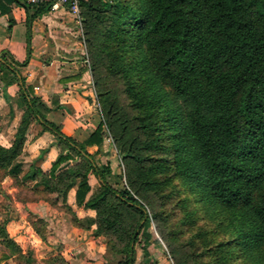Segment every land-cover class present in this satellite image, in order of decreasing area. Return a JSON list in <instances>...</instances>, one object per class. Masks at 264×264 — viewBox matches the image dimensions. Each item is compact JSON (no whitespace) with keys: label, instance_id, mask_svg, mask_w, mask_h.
I'll return each mask as SVG.
<instances>
[{"label":"trees","instance_id":"obj_1","mask_svg":"<svg viewBox=\"0 0 264 264\" xmlns=\"http://www.w3.org/2000/svg\"><path fill=\"white\" fill-rule=\"evenodd\" d=\"M79 14L100 121L82 141L65 135L21 76L27 60L2 55L1 80L17 85L22 112L10 145L0 144V181L27 187L74 225L94 224L117 264H136L139 241L138 264H156L148 246L160 240L173 264H264V0H79ZM32 121L57 138L47 171L38 165L47 148L24 157ZM107 130L119 186L110 161L94 158ZM89 175L99 182L92 192ZM73 187L94 217L68 205ZM28 220L43 237L45 221ZM7 221L0 262L33 264Z\"/></svg>","mask_w":264,"mask_h":264},{"label":"crops","instance_id":"obj_2","mask_svg":"<svg viewBox=\"0 0 264 264\" xmlns=\"http://www.w3.org/2000/svg\"><path fill=\"white\" fill-rule=\"evenodd\" d=\"M2 55L18 62L27 60L26 65L18 66L21 76L44 104L52 108L46 118L59 125L65 135L82 141L95 129L100 114L82 27L68 6L0 0L1 58ZM2 77L0 73V144L8 146L22 110L17 105V85L6 84ZM56 141L55 135L32 121L26 132L24 157L31 159L40 149L47 148L38 162L47 171L58 153ZM105 145L101 151H106ZM96 149L95 145L87 147L90 153ZM91 177L90 192L94 189ZM67 203L79 219L94 217L93 210L76 206L75 187L69 190ZM32 204L34 214L46 223L43 237L34 231L28 217L22 215L8 219L7 230L23 251H32L33 264H117L119 256L107 249L102 236L94 235V224L74 225L68 213L43 200ZM53 256H58L59 261H50Z\"/></svg>","mask_w":264,"mask_h":264},{"label":"rangeland","instance_id":"obj_3","mask_svg":"<svg viewBox=\"0 0 264 264\" xmlns=\"http://www.w3.org/2000/svg\"><path fill=\"white\" fill-rule=\"evenodd\" d=\"M111 87H113L115 90L119 89V85L116 82H111ZM122 101H124V99L120 100L121 104H124ZM105 147H106V154L104 155L103 151H101V153H99L100 155L97 153L94 158L98 163H103L104 161L107 160L110 161L114 169V172L118 174L119 180L117 184L119 186L121 185L124 179L122 161L118 157L113 140L110 142L106 141ZM91 181L93 183V187L95 188L97 186L98 180L94 175H92ZM21 199H25V201H21ZM38 201L39 200H34L33 196L31 195L27 187L13 186L12 181L9 177H5L2 181H0V221L4 219L8 220L15 217L18 219L21 215L27 219L29 213H33V214L35 213L33 210V207L35 205L34 206L33 204L31 205V203L34 202L37 203ZM25 227L26 226H24L23 228ZM150 230L153 233V237L159 238L158 231L155 230L153 225L151 226ZM148 248L153 252V253L151 252L153 254L151 258L157 259L156 264H173L171 259L168 258L166 253V247L161 240L155 244H150ZM3 250L4 249L0 246V256ZM141 258H142V242L139 241L136 245V264L140 262ZM16 262H17L16 259L9 258L5 261L0 262V264H16ZM151 264H155V263L151 260Z\"/></svg>","mask_w":264,"mask_h":264},{"label":"built area","instance_id":"obj_4","mask_svg":"<svg viewBox=\"0 0 264 264\" xmlns=\"http://www.w3.org/2000/svg\"><path fill=\"white\" fill-rule=\"evenodd\" d=\"M30 5L48 4L50 6L65 5L69 10L77 16L79 24H81L79 14V0H25ZM106 141H112L109 131L107 130Z\"/></svg>","mask_w":264,"mask_h":264},{"label":"water","instance_id":"obj_5","mask_svg":"<svg viewBox=\"0 0 264 264\" xmlns=\"http://www.w3.org/2000/svg\"><path fill=\"white\" fill-rule=\"evenodd\" d=\"M0 62H3V59L0 57Z\"/></svg>","mask_w":264,"mask_h":264}]
</instances>
